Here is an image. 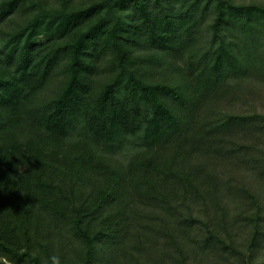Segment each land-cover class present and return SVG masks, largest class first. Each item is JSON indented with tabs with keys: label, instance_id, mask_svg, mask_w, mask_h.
Instances as JSON below:
<instances>
[{
	"label": "trees",
	"instance_id": "16d2710c",
	"mask_svg": "<svg viewBox=\"0 0 264 264\" xmlns=\"http://www.w3.org/2000/svg\"><path fill=\"white\" fill-rule=\"evenodd\" d=\"M1 8L0 264H52L59 243L89 264H264V111L225 107L264 84V2ZM138 138L126 196L111 153ZM221 163L244 164L240 215Z\"/></svg>",
	"mask_w": 264,
	"mask_h": 264
},
{
	"label": "rangeland",
	"instance_id": "374dc122",
	"mask_svg": "<svg viewBox=\"0 0 264 264\" xmlns=\"http://www.w3.org/2000/svg\"><path fill=\"white\" fill-rule=\"evenodd\" d=\"M8 1L9 0H0V11L2 10L1 5H3L4 3H7ZM94 1H100V0H28V4L31 5V8H29L27 16L33 18L35 16H38L40 13L49 12L51 10V8L52 9L66 8L68 11H70L71 9H74V8L86 7ZM235 1L236 2H258V3L264 2V0H235ZM32 4H35V5L32 6ZM16 19H17L16 21H20L19 18H16ZM175 72H176V70L173 73H175ZM107 75H108V73H104L101 76V79L103 77L108 78ZM55 86H56V84L54 83L51 86V88L54 89ZM234 95L237 97H235V99L230 100L229 105H225V107L228 110L233 111V112L264 111V84L258 83L256 85H252V84L250 86L246 85L243 88V90L237 91L236 93H234ZM77 133L78 132L76 131V136H77ZM72 136L74 137L75 134L71 135V137ZM138 141H139V138L137 140V144H135V142H133V140H132L128 144L124 145V147L122 149L114 150L113 154L111 153L112 161L114 163H117V162L121 163V165L116 164V166H115L116 168H118L119 172H122L121 175L115 171L110 172L111 175H109L106 172L108 176H113L115 179L121 180L120 183H122L123 193L126 196H130V192H131L132 186H133L130 181L132 180V177L134 175H136V170L134 171V166H132L130 169L132 174H130V176L126 175V173L124 172L127 169V168H125V165H127L131 161V159H133L136 155H138V153H140L142 151V148L140 146V144H142V142H138ZM185 152H186V150H185ZM165 155H166L165 157L170 159V161L173 160V156H174L173 152L168 150L165 152ZM194 161L199 163L200 165L204 166L206 169L202 170V171H205V172L213 171V168L217 165L216 162L209 161L207 159H204L203 157L202 158L200 157V159L197 158ZM221 164H223L222 170L220 169L223 172L222 174H224L225 178L227 180H230V182L233 184V185H231V187H229L230 186L229 182L225 183L224 189H226L228 191V187H229V192L226 193L228 196L224 199V201H222V204L224 202L229 203L230 209H231L230 213H236V214L240 215V213L242 211V209H240V208H242V206H241V204L239 205L240 208L238 211L236 208L238 198H237L235 190H236V187L238 186L236 183H238L240 185V191H241L242 185L239 182H236L235 180H233L232 177L234 175V169L244 168V164L234 165V166H232V168L229 165H226L224 163H221ZM228 168L230 169V171ZM134 179H136L135 176H134ZM219 184H220V186L222 185L221 182ZM201 186L204 187L202 184H201ZM93 189H96V188L94 187V188H92V190ZM208 191H211L210 188L208 189ZM212 191L215 192V187L213 188ZM94 193L96 194V191H94ZM222 194L226 195L225 191H223ZM213 199H214L213 195H211V197H207V202L209 203V205L212 203ZM155 202H157V201H155ZM196 207H199V206H196ZM218 212L219 213H228V210L224 211L223 208L221 206H219ZM125 213H126V211H125ZM197 213H199V212L197 211ZM201 215L204 216V214H202V213H201ZM18 229H19L18 233H19V235H21L22 232L20 231L19 225H18ZM53 232H54L55 236L58 238V232L59 231L55 230ZM40 235L42 237V235H46V233L42 234V232H41ZM49 235H50V233H49ZM52 245H55L57 248V250H56L57 253L54 255L59 257L61 264H89V263L85 262V259L82 255H81L82 259H80L79 255H77V257L75 256L76 253L65 252L68 250L71 251V249L65 250L63 248H60L62 246V245H60V243L57 245L56 244H52ZM80 246H82L80 243L76 244L75 249H78V251H80V249H82V247H80ZM65 247L67 248V245ZM75 249H74V251H75ZM155 252H156V255H153V257L151 259H153L154 262H156V260H159L161 264H164L163 259L165 257L162 256V254L157 255L158 254L157 250ZM98 253L100 254L102 252L99 251ZM64 254H66L68 256L72 255V258L74 261L72 260V261L67 262V261L63 260L62 256H64ZM191 262H192V264H199V263L204 264L202 259H199V262H196L194 259H191ZM49 263H51V262L49 261Z\"/></svg>",
	"mask_w": 264,
	"mask_h": 264
},
{
	"label": "clouds",
	"instance_id": "9594fccd",
	"mask_svg": "<svg viewBox=\"0 0 264 264\" xmlns=\"http://www.w3.org/2000/svg\"><path fill=\"white\" fill-rule=\"evenodd\" d=\"M51 260H52V264H61L58 256H53Z\"/></svg>",
	"mask_w": 264,
	"mask_h": 264
}]
</instances>
